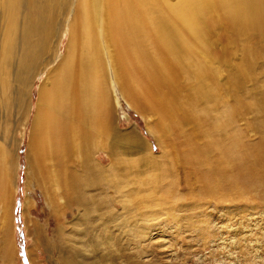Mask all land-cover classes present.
<instances>
[{
	"label": "bare ground",
	"instance_id": "1",
	"mask_svg": "<svg viewBox=\"0 0 264 264\" xmlns=\"http://www.w3.org/2000/svg\"><path fill=\"white\" fill-rule=\"evenodd\" d=\"M78 2L65 53L59 56L38 91L29 141L34 173L53 172L52 182L66 198L67 205L79 206L84 219L92 220L96 211L93 207L99 202L90 189L101 185L106 171L94 154L99 150L109 152L111 148L114 87L156 117L152 128L163 156L181 152L175 157L174 167L182 166L186 183L191 184L190 176H194L193 184H199L195 193L199 198L234 201L256 188L258 177L264 175V123L260 125L263 128L257 144L252 146L248 130L259 126L247 124L240 129L238 122L250 111L264 113V96L252 94L246 86L253 79L250 61L258 55H254L255 49L249 44L264 40V0ZM56 3V0H0L1 12L7 19L3 45L6 59L15 53L21 7L27 10L25 33L38 37L33 42L30 37L26 40L23 54L26 62L20 65L26 69L24 88L51 64L52 49L46 40L59 30L49 34L53 21L47 15L54 11ZM218 27L229 35L225 44L222 34L216 33L219 39L212 38ZM242 37L248 47L242 46L244 55L239 62ZM243 91L252 94L248 102L242 101ZM256 105L261 109L254 108ZM114 134L117 140H122L116 129ZM176 134L180 135L182 149H177L174 143ZM132 139L143 151L150 148L136 134ZM1 155L0 199L8 200L10 171ZM76 157L81 158V174L70 165ZM47 160L52 161L53 169L49 170L50 166L47 169ZM147 160L149 164L159 161L153 152H148ZM176 182L174 179L169 183L171 188ZM10 206L8 202L0 218L5 256L9 259ZM102 221L103 234L99 238L113 241L102 252L90 258L87 255L88 263L70 258L66 263L140 264L139 258L127 255L120 241L122 236L108 230V222ZM92 228L93 224H85L83 243L92 235ZM97 229L95 226L94 230ZM94 238L100 245L103 243ZM114 241L118 248L112 251Z\"/></svg>",
	"mask_w": 264,
	"mask_h": 264
},
{
	"label": "rangeland",
	"instance_id": "2",
	"mask_svg": "<svg viewBox=\"0 0 264 264\" xmlns=\"http://www.w3.org/2000/svg\"><path fill=\"white\" fill-rule=\"evenodd\" d=\"M56 2L54 11L47 15L53 21L49 34L54 35L57 28L59 30L46 40L52 49L49 53L51 64L26 88L23 87L26 69L20 65L26 62L23 54L27 38L33 42L38 37L35 33L30 36L25 33L23 24L27 10L21 7L15 53L6 59L3 45L7 19L0 8V154L10 171V196L8 200L0 199V218L8 202L12 217L7 242V247L12 249L10 259L5 256L6 244L0 226V264H67L68 258L88 263L87 255L90 258L102 252L104 246L113 241L99 238L103 234L102 220L108 222V230L122 236L120 241L127 255L139 258L140 264H264V175L258 177L256 188L234 201L199 198L195 194L199 184H193L194 176H190L191 184L186 183L182 166L174 167L175 157L181 152L163 156L152 128L156 117L133 104L117 88L112 87L111 148L109 152L99 150L94 154L106 171L101 185L90 189L99 202L93 207L96 211L92 220L84 219L79 206L67 205L66 198L52 182L53 172L34 173L29 141L38 91L47 73L58 63L59 56L65 53L70 25L79 3L78 0ZM216 33L222 34L224 44L229 40L222 28L218 27L212 34L213 39H219ZM239 45L240 62L245 49L242 46L248 47L244 37ZM249 46L255 49L254 55H258L250 61L253 79L246 84L247 90L264 96V40L257 39ZM250 92H241L243 102L249 101ZM250 112L239 120L238 128L243 129L247 124L259 126L248 130L249 143L255 146L260 128H263L260 125L264 123V113ZM114 128L122 140H117ZM134 134L150 148L143 151L132 139ZM179 136L176 134L173 139L177 149H182ZM148 152L158 157L157 164L148 163ZM46 164L47 169L49 166V170L53 169L51 160ZM70 165L77 173H82L80 157ZM174 179L178 182L171 188L169 183ZM125 216L127 220L123 222ZM87 223L93 224V233L83 243L86 237L83 229ZM137 230L140 233H136ZM93 236L103 243L100 245ZM117 248L114 241L110 250Z\"/></svg>",
	"mask_w": 264,
	"mask_h": 264
}]
</instances>
